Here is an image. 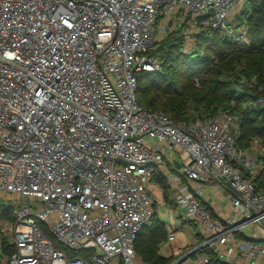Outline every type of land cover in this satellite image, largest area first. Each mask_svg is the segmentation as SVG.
<instances>
[{"label":"built area","instance_id":"obj_1","mask_svg":"<svg viewBox=\"0 0 264 264\" xmlns=\"http://www.w3.org/2000/svg\"><path fill=\"white\" fill-rule=\"evenodd\" d=\"M249 1L0 0V199L18 206L0 218V264H144L135 243L157 213L155 171L183 212L163 246L173 264H210L203 249L264 264L259 139L242 151L226 111L176 125L138 100V75L159 69L156 44L181 30L189 50L209 28L243 44ZM209 188L230 203L226 219ZM187 225L201 242L180 253Z\"/></svg>","mask_w":264,"mask_h":264},{"label":"trees","instance_id":"obj_2","mask_svg":"<svg viewBox=\"0 0 264 264\" xmlns=\"http://www.w3.org/2000/svg\"><path fill=\"white\" fill-rule=\"evenodd\" d=\"M237 21L246 27L247 41L243 44L210 28L195 37V46L189 50L181 30L156 44L149 54L158 60L159 69L138 75V100L147 110L162 112L176 125L226 111L238 118L237 145L246 151L255 138L264 148V108L251 105L259 99L257 92L264 90V0H250ZM151 181L164 191L171 190L158 171ZM258 185L262 189L264 173ZM0 218L13 220L1 209ZM168 236L166 224L156 213L136 240L137 257L144 264H173L174 256L161 253ZM200 253L210 257V264H225L210 250Z\"/></svg>","mask_w":264,"mask_h":264},{"label":"rangeland","instance_id":"obj_3","mask_svg":"<svg viewBox=\"0 0 264 264\" xmlns=\"http://www.w3.org/2000/svg\"><path fill=\"white\" fill-rule=\"evenodd\" d=\"M247 4H246V6H247ZM153 73H155V72H153ZM146 76L149 79V75H145V77ZM243 82L244 81H242V83ZM254 82H255V80L251 81L250 83H254ZM145 83H147V81ZM238 87L242 88L243 86L238 85ZM217 106L222 107L221 105H215L214 107H217ZM177 158L179 159V157H177ZM177 158H176V161L179 162V160ZM178 166H180V164H178ZM169 188H170V186H169ZM210 190L211 189L209 188L208 194H209ZM150 192H151V195H152V197L156 203L155 210L157 211L158 217L160 218V220L162 222H164L166 224L168 231H174L175 229L173 227H174L175 216L176 215L181 216L183 214V212L176 207V204H175L173 197H172L171 190L168 189V191H164L161 187H159L157 184H155L153 181H151ZM214 201L219 203V204H223L222 200L214 199ZM211 202H213V199L211 200ZM0 209L5 211L6 216H8L10 218H14V214H15L16 210L18 209V206L13 201L6 200V199H0ZM225 210L227 211L226 206L224 208V211ZM181 230H183V231H181ZM189 230L194 232V234H195V232H197V230H195L194 226H192V225H187V226H185V228H178V230L175 231L177 243L179 242V245H181V247H185V246L189 245V237H187V231H189ZM255 232H257V229L255 227H247L242 231V233L246 237H250ZM0 237H3L1 233H0ZM174 246H175V243L173 244V247ZM161 253L163 255L168 256V254L164 253L163 249L161 250Z\"/></svg>","mask_w":264,"mask_h":264},{"label":"crops","instance_id":"obj_4","mask_svg":"<svg viewBox=\"0 0 264 264\" xmlns=\"http://www.w3.org/2000/svg\"><path fill=\"white\" fill-rule=\"evenodd\" d=\"M210 189L211 190L209 192V198L211 200L213 199V207H214L215 216L218 218L226 219L229 216V213L231 211L230 203H228V201L225 198L218 197V194H216V191L214 189H212V188H210ZM214 199L222 200L223 204H219V203L215 202ZM225 206L227 207V211L226 210L224 211ZM182 228H185V227H182ZM181 231H183V230H181ZM187 237H189V245H187L185 247H181V245H179V242L177 243V238H176V243H175L174 248H177V250H179L180 253L186 252L189 248L195 246L196 243L198 242V237H194L193 232L191 230L187 231ZM162 249H163L165 254H168V256L171 255V253L166 252L163 247H162Z\"/></svg>","mask_w":264,"mask_h":264},{"label":"water","instance_id":"obj_5","mask_svg":"<svg viewBox=\"0 0 264 264\" xmlns=\"http://www.w3.org/2000/svg\"><path fill=\"white\" fill-rule=\"evenodd\" d=\"M187 257H185L184 259H182L178 264H182L185 260H186Z\"/></svg>","mask_w":264,"mask_h":264}]
</instances>
